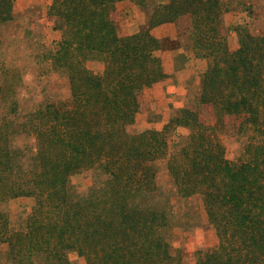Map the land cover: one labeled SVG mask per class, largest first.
I'll return each instance as SVG.
<instances>
[{
    "label": "trees",
    "instance_id": "16d2710c",
    "mask_svg": "<svg viewBox=\"0 0 264 264\" xmlns=\"http://www.w3.org/2000/svg\"><path fill=\"white\" fill-rule=\"evenodd\" d=\"M118 1L53 0L50 13L62 18L65 36L52 58L68 74L71 98L39 107L17 129L0 122V204L36 198L24 231L12 230L0 208V242L11 264H71L69 251L87 264H182L163 234L167 212L150 202L156 162L168 156L177 192L202 197L218 237L197 264H264V35L238 26L232 49L220 0H170L153 7L147 28L122 36L112 17ZM14 3L0 0V23L13 17ZM183 18L178 31L209 59L199 105L178 109L162 130L130 133L147 104L145 89L167 76L156 53L163 40L152 29ZM88 59H101L103 73L89 70ZM170 127L190 131L171 154ZM219 130L256 133L247 157L230 161ZM13 133L32 134L35 152L24 154ZM95 165L107 175L104 186L76 198L71 176Z\"/></svg>",
    "mask_w": 264,
    "mask_h": 264
},
{
    "label": "rangeland",
    "instance_id": "374dc122",
    "mask_svg": "<svg viewBox=\"0 0 264 264\" xmlns=\"http://www.w3.org/2000/svg\"><path fill=\"white\" fill-rule=\"evenodd\" d=\"M52 2L53 0H15L13 17L0 23V87L3 89L0 122L10 120L15 129L18 124L29 122L31 113L39 107L47 103L69 101L71 98L68 74L57 68L52 58L65 36L62 18L50 13ZM169 2L170 0H145V4H139L130 0L118 1L112 17L118 25L120 35H129L128 23L136 20L140 25L141 21L150 19L155 5ZM220 4L223 10L222 32L227 34L232 49H236L239 44L238 26L247 25L251 33L264 35V0H220ZM233 10L242 13L240 20L244 23L232 22L230 11ZM187 23L188 20L183 18L174 25L184 28ZM143 27L144 24L141 29ZM175 45L178 44L174 42L171 47ZM85 66L99 74L105 69L101 59H88ZM190 87L193 91L189 96L187 94L189 100L186 107L195 110L199 105L201 88L198 90V87ZM144 96L146 99V94ZM146 100L147 104L136 114L135 122L127 126L130 133L149 129L162 130L172 115L183 108L176 106V100ZM232 131L235 132L233 129ZM232 131L227 133L219 130L215 135L224 145L226 157L237 163L247 157V145L256 139L257 134L251 130L242 133ZM189 132L185 128L170 127L167 132L169 154L180 148ZM12 138L13 144L20 147L24 154L31 155L35 152L36 139L32 134L13 133ZM168 159L169 156L156 162L158 189L150 202L167 212L168 225L163 229V234L171 245L173 255L181 256L182 264H197L199 253L215 246L218 237L215 228L208 221L202 197H182L177 192L168 169ZM30 162L26 160L27 165ZM106 178L103 167L95 165L73 174L70 184L75 197L81 198L103 187ZM35 204L34 196H19L3 202L0 208L7 212L12 230L24 231ZM8 251V244L0 242L2 264H11ZM68 258L71 264H87L86 258L76 251H69ZM35 260L40 263L43 259L36 256Z\"/></svg>",
    "mask_w": 264,
    "mask_h": 264
},
{
    "label": "crops",
    "instance_id": "0c3cea01",
    "mask_svg": "<svg viewBox=\"0 0 264 264\" xmlns=\"http://www.w3.org/2000/svg\"><path fill=\"white\" fill-rule=\"evenodd\" d=\"M230 14L233 23H237V21L244 23L243 20H240L242 17L240 11L233 10L230 11ZM135 21L127 24L129 29L127 34H134L143 28H147L150 19L141 21L140 25ZM142 24L144 27L141 29ZM244 26L248 27L247 25ZM152 33L163 40L161 49L156 53L161 59L167 76L162 81L145 89L146 99L149 101L152 98L158 99V101H163V99L167 101L176 100L177 107H186L189 100L187 94L189 96L190 92L193 91L190 86L198 87L200 90L203 74L209 66V59L198 57L194 53L189 33L179 32L174 23L156 26L152 29ZM174 42L178 45L171 47Z\"/></svg>",
    "mask_w": 264,
    "mask_h": 264
}]
</instances>
